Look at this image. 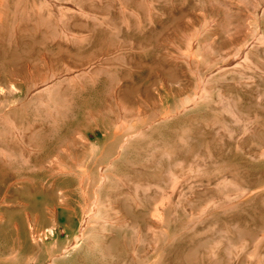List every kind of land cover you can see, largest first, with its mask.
Wrapping results in <instances>:
<instances>
[{"label":"rangeland","instance_id":"1","mask_svg":"<svg viewBox=\"0 0 264 264\" xmlns=\"http://www.w3.org/2000/svg\"><path fill=\"white\" fill-rule=\"evenodd\" d=\"M0 257L264 264V0H0Z\"/></svg>","mask_w":264,"mask_h":264},{"label":"bare ground","instance_id":"2","mask_svg":"<svg viewBox=\"0 0 264 264\" xmlns=\"http://www.w3.org/2000/svg\"><path fill=\"white\" fill-rule=\"evenodd\" d=\"M74 245H75V243H74ZM70 248V247H69ZM68 248V249H69ZM66 251H67V248H66ZM50 256H51V254H50ZM59 255H57V257H58ZM52 257V256H51ZM57 257H55L56 259H57ZM1 258V257H0ZM54 258V257H53ZM49 261H50V259H49ZM51 263V262H50ZM27 264V263H26ZM52 264H53V262H52Z\"/></svg>","mask_w":264,"mask_h":264}]
</instances>
